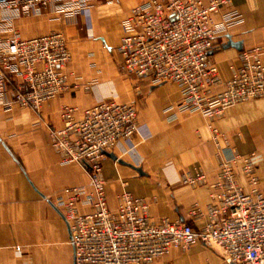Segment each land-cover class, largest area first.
<instances>
[{"label": "crops", "instance_id": "crops-1", "mask_svg": "<svg viewBox=\"0 0 264 264\" xmlns=\"http://www.w3.org/2000/svg\"><path fill=\"white\" fill-rule=\"evenodd\" d=\"M142 1L93 0L74 16L60 13L58 5L3 13L19 39L62 33L71 61L62 70L69 88L38 112L14 102L19 79L7 78L1 92L0 264H73L62 206L65 190H88V176L76 163L62 164L51 147L49 129L62 128L63 106L74 109L76 120L83 110L101 102L136 108L137 133L119 141L102 161L110 210L116 209L117 197L125 191L147 202L148 216L155 222L179 221L199 229L207 220L192 213L205 212L217 192L218 165L236 156L240 157L234 167L237 184L248 192L241 159L252 155L264 195V96L210 121L198 113L173 109L181 100L175 84L138 81L120 70L116 48L130 33V10ZM211 18V60L225 82L231 78V68L239 66L241 51L264 46V0H232L231 7H221ZM10 35L0 32V40ZM197 172L206 176L203 185L182 184L184 174ZM78 210L89 208L80 205ZM151 264L225 263L216 250L197 244L185 251L172 250Z\"/></svg>", "mask_w": 264, "mask_h": 264}, {"label": "built area", "instance_id": "built-area-1", "mask_svg": "<svg viewBox=\"0 0 264 264\" xmlns=\"http://www.w3.org/2000/svg\"><path fill=\"white\" fill-rule=\"evenodd\" d=\"M92 1L0 0V32L11 34L0 40V95L7 78H17L14 102L38 112L43 104L69 88L62 70L71 61L62 33L19 39L12 21L3 13L58 5L60 13L74 16ZM231 6L232 0H143L130 10V33L116 48L122 60L120 70L138 81L175 84L181 100L173 109L198 113L210 121L236 105L262 98L264 46L241 51L239 66L231 68V78L225 82L211 60V17L221 7ZM218 87L221 90L215 91ZM60 120L62 128L49 129L51 147L62 164L76 163L88 176V190H65L62 206L73 264H151L172 250L185 251L197 244L216 250L225 264H264V195L252 155L241 159L248 192L235 177L234 167L240 157L220 162L217 192L211 195V203L203 214L198 210L192 213L207 221L194 230L179 221L155 222L148 216L147 202L125 191L117 197L114 211L107 206L102 161L119 141L137 133L133 104L101 102L83 110L77 120L74 109L63 106ZM205 181L202 172L181 177L182 184L191 187ZM80 205H87L89 211L79 212Z\"/></svg>", "mask_w": 264, "mask_h": 264}]
</instances>
